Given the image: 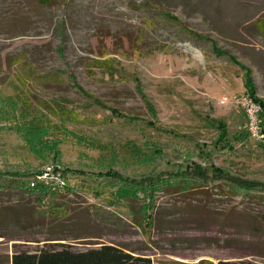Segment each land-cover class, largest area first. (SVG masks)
I'll return each instance as SVG.
<instances>
[{
    "label": "rangeland",
    "instance_id": "rangeland-1",
    "mask_svg": "<svg viewBox=\"0 0 264 264\" xmlns=\"http://www.w3.org/2000/svg\"><path fill=\"white\" fill-rule=\"evenodd\" d=\"M50 1L0 0V168L34 171L31 187L50 188L57 172L65 181L42 200L0 187V264L45 241L128 242L153 264H264V196L224 194L217 182L159 192L154 224L141 226L132 207L142 201L116 199L99 175L141 178L195 161L264 185L239 64L264 100V0ZM36 206L60 212L36 216Z\"/></svg>",
    "mask_w": 264,
    "mask_h": 264
},
{
    "label": "trees",
    "instance_id": "trees-1",
    "mask_svg": "<svg viewBox=\"0 0 264 264\" xmlns=\"http://www.w3.org/2000/svg\"><path fill=\"white\" fill-rule=\"evenodd\" d=\"M44 3L53 4L50 0H39ZM149 2V0H146ZM163 14L171 19H179L177 16L167 11ZM184 29L193 36L205 38L198 31L189 28L186 24ZM213 50L219 54L226 53L232 60L236 61L233 55L223 49H220L213 42ZM238 63V62H237ZM239 64L244 69V86L246 94L256 100L262 107L261 116L264 111V100L256 95V84L252 75V69L241 62ZM13 104V101H9ZM148 107L153 111L151 116L156 115V110L148 103ZM0 105V113L3 111ZM152 120V119H151ZM149 120V124H154ZM37 119H32L33 127L43 125ZM263 129H264V122ZM214 125V124H213ZM219 126V136L221 140H226L227 130L222 124ZM221 126V127H220ZM264 142V140H262ZM153 154H148L153 158ZM147 154H145L146 156ZM155 155V154H154ZM158 155V154H157ZM153 161V159H151ZM55 169L60 170L59 164H55ZM65 173V169H61ZM34 171L23 172L21 170H10L0 168V187H15L27 193H38L39 199L42 200L49 194L58 191L51 190L43 184L34 187L30 186V174ZM100 176H105L106 184L115 187L112 191L118 200H139L141 204L132 210L138 217V224L141 226H152L155 222V207L157 194L164 192L168 194H186L197 190L207 189L211 182H217L216 187L221 188V193L229 195H241L243 198H259L264 196V185L260 181L248 178L238 177L224 171L220 166H206L201 163L192 161L185 167L170 172L164 171L153 175H146L141 178L124 174L121 171L108 169L101 171ZM97 175V176H99ZM261 199V198H260ZM144 201V202H143ZM62 210L59 208L58 210ZM36 211V212H35ZM35 215H57L60 211L43 210L41 207L34 208ZM63 212V210H62ZM145 219L147 222L145 223ZM47 238L46 240H51ZM10 264H153L152 258L141 247H135L128 242H101L97 246L88 247L86 249H77L71 243L45 241L42 245H38L36 249L16 248L11 256ZM212 264H250L245 260L220 259L217 263Z\"/></svg>",
    "mask_w": 264,
    "mask_h": 264
},
{
    "label": "built area",
    "instance_id": "built-area-1",
    "mask_svg": "<svg viewBox=\"0 0 264 264\" xmlns=\"http://www.w3.org/2000/svg\"><path fill=\"white\" fill-rule=\"evenodd\" d=\"M240 102L242 103L247 115L248 130L256 139L261 141L264 140V129L261 119V111H262L261 105L247 94L242 97ZM46 175H47V171H44L40 173L38 177L43 178V176ZM64 184L65 181L63 179L61 172H57L54 181H52V184L49 187L51 190L57 191L60 190V188L63 187Z\"/></svg>",
    "mask_w": 264,
    "mask_h": 264
}]
</instances>
